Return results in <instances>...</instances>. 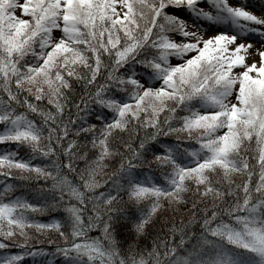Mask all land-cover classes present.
Returning a JSON list of instances; mask_svg holds the SVG:
<instances>
[{
  "label": "snow or ice",
  "instance_id": "obj_1",
  "mask_svg": "<svg viewBox=\"0 0 264 264\" xmlns=\"http://www.w3.org/2000/svg\"><path fill=\"white\" fill-rule=\"evenodd\" d=\"M0 125V264H264V0H0Z\"/></svg>",
  "mask_w": 264,
  "mask_h": 264
},
{
  "label": "trees",
  "instance_id": "obj_2",
  "mask_svg": "<svg viewBox=\"0 0 264 264\" xmlns=\"http://www.w3.org/2000/svg\"><path fill=\"white\" fill-rule=\"evenodd\" d=\"M172 62H175V61L173 60ZM29 115L32 116L31 113H29ZM181 115H183V113H181ZM32 118L36 119L37 121H39V119H40L38 116H32ZM160 119H163V115H161ZM176 126L177 125L174 123L173 127H176ZM0 127H2V125H0ZM178 135L181 137V139L179 141H177L176 135L169 136L166 139L169 142L182 143L185 146L192 145L193 147H198V145L196 144V142L194 140H188V139L185 138L186 137L185 133H178ZM2 147H3V145H0V148H2ZM25 158H27V157H25ZM33 162H37V161H33ZM39 162L45 163L46 161L41 159ZM76 163H77L78 167L83 165V161H79L78 160ZM111 171H112L111 167H107V168L103 169L104 173H109ZM144 175L145 176H149L151 174L150 173H145ZM157 177L159 178V172H157ZM101 178L107 179V176L105 175L104 177H101L100 175H97V177H96V179H101ZM233 178L237 182H239L241 180V176L238 175V174L234 175ZM5 179H6L5 177L0 176V190L3 189ZM12 183L17 186L16 187V192L14 194H19L21 196L29 197L32 200L36 199L35 195L32 194V188L35 186L37 181H35V180H30V181L13 180ZM39 183H43V181H40ZM101 190H103V189H101ZM209 203H211V200H209ZM162 204L166 205V201H162ZM149 205H150V201L149 200H144L139 205V207L146 209ZM178 207L181 210V214H183L184 218L187 219V214L184 213L183 210L185 208H187L188 205L187 204H180V205H178ZM34 218L38 219V220H41V221H46V219H47V217L44 214H40V213L34 214ZM224 218L227 219V217H224ZM152 219L155 222V227H153L152 224H149L147 226V230H148L149 233H151V236H149L147 238V240H145V237H141L140 238V242H141L142 245H144L145 243L147 245H151L153 237H155V236H157L159 234V232L157 230L165 231L166 227L171 225L172 219H173V214L170 211H168L166 213L165 211L158 209V214L154 215ZM165 219H167V225H165V223H164ZM180 220H181V215H175V222L177 224L180 223ZM198 230H199V226L198 225L192 226V231L196 232ZM31 231L35 234V230L34 229H32ZM90 235L96 236V235H98V233L94 230L93 232L90 233ZM41 239L44 240V237H41ZM175 239H177V240L179 239V235L178 234L176 235ZM193 242H195V241L193 240ZM44 246L50 247V246H48L46 244V242H45ZM11 251H17V249L13 248V249H11ZM0 252H3V250H0ZM26 261H27V264H31L30 258H26ZM57 264H59V260L57 261Z\"/></svg>",
  "mask_w": 264,
  "mask_h": 264
},
{
  "label": "rangeland",
  "instance_id": "obj_3",
  "mask_svg": "<svg viewBox=\"0 0 264 264\" xmlns=\"http://www.w3.org/2000/svg\"><path fill=\"white\" fill-rule=\"evenodd\" d=\"M257 47H259V45H257ZM258 58V57H257Z\"/></svg>",
  "mask_w": 264,
  "mask_h": 264
}]
</instances>
